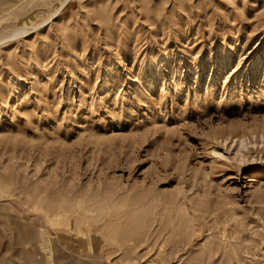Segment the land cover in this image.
<instances>
[{
  "label": "rangeland",
  "instance_id": "obj_1",
  "mask_svg": "<svg viewBox=\"0 0 264 264\" xmlns=\"http://www.w3.org/2000/svg\"><path fill=\"white\" fill-rule=\"evenodd\" d=\"M65 1L0 0V264H264V0Z\"/></svg>",
  "mask_w": 264,
  "mask_h": 264
},
{
  "label": "bare ground",
  "instance_id": "obj_2",
  "mask_svg": "<svg viewBox=\"0 0 264 264\" xmlns=\"http://www.w3.org/2000/svg\"><path fill=\"white\" fill-rule=\"evenodd\" d=\"M70 0H66L65 2H64V4L62 5V7H64L65 5H66V3H68ZM60 11V10H59Z\"/></svg>",
  "mask_w": 264,
  "mask_h": 264
}]
</instances>
